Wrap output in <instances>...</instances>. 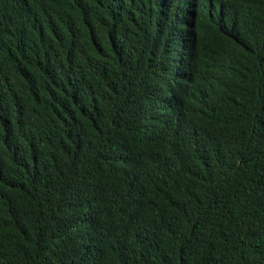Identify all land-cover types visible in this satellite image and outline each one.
Returning a JSON list of instances; mask_svg holds the SVG:
<instances>
[{
	"label": "trees",
	"instance_id": "1",
	"mask_svg": "<svg viewBox=\"0 0 264 264\" xmlns=\"http://www.w3.org/2000/svg\"><path fill=\"white\" fill-rule=\"evenodd\" d=\"M0 264H264V0H0Z\"/></svg>",
	"mask_w": 264,
	"mask_h": 264
}]
</instances>
